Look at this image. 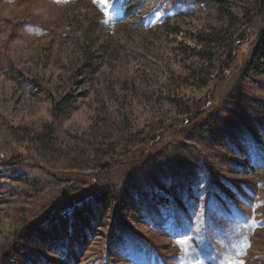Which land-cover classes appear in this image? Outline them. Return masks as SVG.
I'll return each mask as SVG.
<instances>
[{
  "label": "rangeland",
  "instance_id": "rangeland-1",
  "mask_svg": "<svg viewBox=\"0 0 264 264\" xmlns=\"http://www.w3.org/2000/svg\"><path fill=\"white\" fill-rule=\"evenodd\" d=\"M223 1L204 67L217 0H0V264H264V0Z\"/></svg>",
  "mask_w": 264,
  "mask_h": 264
},
{
  "label": "trees",
  "instance_id": "trees-1",
  "mask_svg": "<svg viewBox=\"0 0 264 264\" xmlns=\"http://www.w3.org/2000/svg\"><path fill=\"white\" fill-rule=\"evenodd\" d=\"M218 6H219V15L221 17H224V19L228 22L226 26L217 28V27H211L209 30H202L197 36H194L195 41L198 43L197 46L199 49L196 50V56L200 58V61H202L204 64V67H207L209 63L214 62L213 57V50L214 47L223 46L230 42V38H232L231 27L235 26L234 23V16L231 13V10L227 8V6L224 4L223 0H217ZM230 37V38H229ZM232 42V41H231ZM224 44V45H223ZM207 64V65H206ZM203 68V67H202ZM193 73L196 74L195 78L203 79L207 77V74L203 75L202 71L197 67L193 70ZM202 84H206V82L202 81ZM66 100H63L61 103L63 104ZM56 110V108H55Z\"/></svg>",
  "mask_w": 264,
  "mask_h": 264
},
{
  "label": "snow or ice",
  "instance_id": "snow-or-ice-1",
  "mask_svg": "<svg viewBox=\"0 0 264 264\" xmlns=\"http://www.w3.org/2000/svg\"><path fill=\"white\" fill-rule=\"evenodd\" d=\"M94 2H98L106 8H113V9L115 8V4H116V0H94ZM178 243H184V241H178ZM244 243H247L246 238L244 239ZM229 264H232V262L230 261Z\"/></svg>",
  "mask_w": 264,
  "mask_h": 264
}]
</instances>
